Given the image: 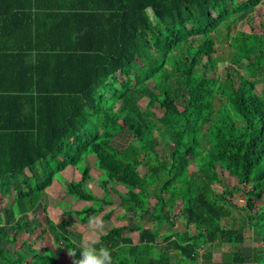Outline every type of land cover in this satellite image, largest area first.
<instances>
[{"label": "trees", "instance_id": "16d2710c", "mask_svg": "<svg viewBox=\"0 0 264 264\" xmlns=\"http://www.w3.org/2000/svg\"><path fill=\"white\" fill-rule=\"evenodd\" d=\"M261 1L32 0L67 10L13 14L23 20L14 36H27L28 26L31 37L74 42L37 45L34 61L15 58L12 91L0 92V264H25L29 253L38 264H59L71 251L79 258L67 218L40 228L56 251L18 240L36 231L27 217L55 178L66 195L90 203L65 211L82 224L117 208L141 222L99 234L96 248L109 249L113 264H264V23L230 35ZM218 46L228 49L224 75ZM92 154L109 167L97 181L102 194L88 186ZM51 161L80 179L53 175ZM219 169L239 186L224 187ZM250 232L256 244L245 250ZM12 241L14 250L4 245ZM215 246L232 254L216 262Z\"/></svg>", "mask_w": 264, "mask_h": 264}, {"label": "rangeland", "instance_id": "374dc122", "mask_svg": "<svg viewBox=\"0 0 264 264\" xmlns=\"http://www.w3.org/2000/svg\"><path fill=\"white\" fill-rule=\"evenodd\" d=\"M239 1L243 2L245 0H239ZM148 13L150 14L151 17H154L153 13L150 10L148 11ZM263 23H264V0L261 1L254 8H251L247 12L238 16L236 23L233 25L231 29L230 35H233L235 32L241 31V30L248 31V32H253V31L260 32L262 29ZM227 54H228L227 47H222V46L217 47V51L215 54L216 63H217L216 65H217L218 71L222 73V75L225 74L227 67H228V60H227L228 55ZM119 78H120L121 83L130 82L132 85L134 84V80L132 77H130V80L127 79L125 76H120ZM198 80H199L198 75L192 76V78H190L188 82V88H184V90L187 91L189 88H192L198 82ZM156 86L157 85H154V87ZM258 89L260 91H264V82H261L258 85ZM146 103H147L146 98H143L140 100V104L142 106H145ZM155 111L157 112L158 115H161L163 113L159 104L155 107ZM81 121L84 122L85 118L81 117ZM96 148L99 149L100 147L97 145ZM158 150L160 151L159 148ZM205 157L206 156L203 155L200 157V159H204ZM88 163L90 165L89 172L93 176V179L89 181L88 186L92 191L96 192L97 194H102L101 189L97 185V181L99 180V178L102 179L103 177L108 175L109 167H107L106 165L105 166L101 164L99 165V163L96 160V156L94 155L88 157ZM51 172L53 175H59L62 178H66V179H69L70 176H75L76 177L75 179H78V180L80 179L78 178L80 177V175L78 173H74L75 171L73 170L72 167H69L67 171L60 173V171L57 170L56 165H54V167L51 166ZM219 172H220V177L224 184V187L234 188V187L239 186L238 179L235 175L230 174L226 169H219ZM54 182L55 184L52 187L47 188L44 191L42 199L40 200V202L38 203L34 211L28 215L27 219H28L29 225L30 226L35 225V227H38L40 229L41 227H43V224H47L48 216L45 210V208H47L48 212H50V214L53 217L59 216V218H62L63 216H67V218L74 223V225L69 227V230L71 231L70 239H72L75 242L77 248H80V245L85 239H89V240L95 239L96 240L98 238V232H102L106 228H108L110 225L109 222L103 221V227L100 229L94 230L89 224H82L79 221V218L76 216L75 213L66 214L65 211L67 209H73L72 206L74 207V209H77V208L82 207L83 205L90 204V203L82 201V200H78L75 196L73 197V196L66 195L63 190L62 185L60 184V181L55 178ZM234 196H235V201L239 206L245 205V199L241 191H238V192L235 191ZM5 202L6 200H4V203ZM263 202H264V196L262 199L257 200L258 204H263ZM95 204L99 205V202H96ZM243 216L244 215L242 214L241 217ZM236 219H238V213L233 212L232 214L233 222L234 221L237 222ZM136 220H138V218L131 215L129 218H127V221L125 222H127L130 226H133V227L137 225H141V222L138 220V223H137ZM144 225L149 226L150 224H144ZM177 226L181 228L182 230H184L183 220L181 218L177 219ZM38 233H39V230L36 232V234ZM132 234L134 238L137 237V232H133ZM30 236L33 238H36L35 235L33 234L29 235L25 231H23L19 234L18 240H22V237H30ZM246 236H247L246 242L250 244L244 245L245 246L244 249L248 250V249H251L252 245L254 246L256 243L252 241L251 232L247 233ZM46 238L47 239L46 241H44L43 245H49L51 247H54V243H52L53 242L52 235L48 234ZM16 244H17L16 241L14 243L13 241L12 243L4 242V245L10 250H14L16 248ZM50 249L52 250L54 249V251H56L55 248H50ZM214 251H215V260L216 262H219V263L221 262L222 257L232 254L231 251L230 252L229 250L226 251L224 246L222 247L215 246ZM38 258L39 257L31 253L28 263L38 264L39 262ZM72 261H73V257L69 255V252H65L59 258V264H72ZM246 264H255V263H252L250 259H247Z\"/></svg>", "mask_w": 264, "mask_h": 264}, {"label": "crops", "instance_id": "0c3cea01", "mask_svg": "<svg viewBox=\"0 0 264 264\" xmlns=\"http://www.w3.org/2000/svg\"><path fill=\"white\" fill-rule=\"evenodd\" d=\"M31 1L32 0H0V92L1 93H7V92L12 91V61L15 60V58L16 59L25 58L27 61H31V60L34 61L37 57V54H38L37 53L38 48L35 47L37 45H49L52 43L65 44V43H69V42H74V41H69V40H65V39H60V40L54 41L52 39L44 38V37H31L30 36L31 30L28 29V26H26L25 29H23V31H22V32H24L25 30H27V36H24V35L14 36V35H12V26L23 23V20H22V18H20V16H15L13 14L31 13V12L32 13H46V12H52V11H65V10H67V8L57 10V9H50V8L44 7V6H38L37 7L34 5H29L28 3H30ZM53 8H55V7H53ZM42 17L43 16H40V18H39L40 20L37 21V23L39 25H41V21L43 19ZM37 23H35V20H34V26ZM27 24H28V22H27ZM92 155H94V154H92ZM92 155H90V156H92ZM60 160H61V162H63V158H60ZM54 165L57 166V162L51 161V166L54 167ZM68 168H66L63 171H60V173L67 171ZM70 177H72V176H70ZM78 178H80V177H78ZM54 184H55V182L53 181V183L50 187H52ZM88 185H89V182H88ZM50 187H48V188H50ZM95 203L96 202H94L93 204L96 205ZM6 204H7L6 202L3 203V206H5ZM72 208H74V207L72 206ZM45 210H46V214H47L48 218L51 219L52 221H54V223H58V222L62 221L64 218H67V216H63L62 218H59V216L53 217L50 214V212H48L47 208H45ZM131 215H133V214H127L124 211V209L117 208L109 219L104 220L101 218V215L97 216L100 219H102V221L109 222V224H110L109 227L106 228L104 231L98 232V236L101 233H105L107 230H109L113 226L125 225V224L129 225L125 221H127V218H129ZM136 222L138 223V220H136ZM85 224H89V222L85 223ZM73 225H74V223H73ZM45 226H46V224H43V227H45ZM137 226H139V225H137ZM38 230L40 233V229L38 227H36V231L33 233V235H35L36 238H33L31 236H30L31 238L30 237H22V240H29L31 242H33V241L36 242L33 246L34 248L40 249V248L49 246V245H43V243H44V241H46L47 235L48 234L51 235V234L48 232L45 234V236H43V238H38L39 233L36 234V232ZM49 247H51V246H49ZM51 248H55V246L51 247ZM30 254L31 253L28 254V259H27L25 264H30V263H28L29 259H30ZM38 261H39V258H38Z\"/></svg>", "mask_w": 264, "mask_h": 264}, {"label": "clouds", "instance_id": "9594fccd", "mask_svg": "<svg viewBox=\"0 0 264 264\" xmlns=\"http://www.w3.org/2000/svg\"><path fill=\"white\" fill-rule=\"evenodd\" d=\"M89 225L94 229L103 227V221L99 217H90ZM99 241L85 239L80 245V256L76 258V252L71 251L69 255L73 257L72 264H113L112 255L106 247L96 248Z\"/></svg>", "mask_w": 264, "mask_h": 264}, {"label": "built area", "instance_id": "2783aa9c", "mask_svg": "<svg viewBox=\"0 0 264 264\" xmlns=\"http://www.w3.org/2000/svg\"><path fill=\"white\" fill-rule=\"evenodd\" d=\"M203 251H204L203 249L200 250V252H203Z\"/></svg>", "mask_w": 264, "mask_h": 264}]
</instances>
